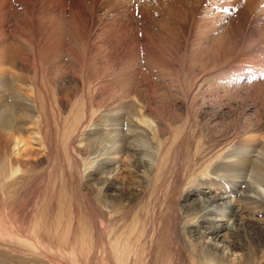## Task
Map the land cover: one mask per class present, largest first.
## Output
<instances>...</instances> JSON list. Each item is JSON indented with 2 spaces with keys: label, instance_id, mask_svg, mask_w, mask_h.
Masks as SVG:
<instances>
[{
  "label": "rangeland",
  "instance_id": "1",
  "mask_svg": "<svg viewBox=\"0 0 264 264\" xmlns=\"http://www.w3.org/2000/svg\"><path fill=\"white\" fill-rule=\"evenodd\" d=\"M130 101L156 127L142 143L145 160L161 156L149 182L118 145H133ZM10 121L32 151L21 165L5 159ZM116 124L117 140L106 134ZM248 133L264 136V0H0V166L15 171L0 186V264H115L121 232L138 264L202 259V205L187 184L195 148L241 150ZM98 155L95 170L108 169L85 171ZM210 183L191 193L230 188ZM234 206L241 237L221 263L264 264V214Z\"/></svg>",
  "mask_w": 264,
  "mask_h": 264
},
{
  "label": "bare ground",
  "instance_id": "2",
  "mask_svg": "<svg viewBox=\"0 0 264 264\" xmlns=\"http://www.w3.org/2000/svg\"><path fill=\"white\" fill-rule=\"evenodd\" d=\"M23 99L26 98L23 96ZM130 103L136 107L137 110L135 112L137 113H132L133 115L130 116L132 120L131 124H127V132H129L131 135L133 134V136L135 135V138L133 137V140L131 139L133 141V145L130 142H122L118 145H121L128 151L131 157L130 161L132 163V167H135V165L138 167V169L139 167L143 168L145 165L148 167V169H139V171L142 173L145 180L149 182L151 180V175L161 166L159 160L161 156L159 157L158 152V158L156 156V158L153 160H145L144 157H147L148 154L142 155V151L145 150L144 145H146V148L148 149V146L151 144L153 145L154 140L156 141V127L153 125L152 120L146 115V113L142 112V108L139 109L140 105L138 103L135 101H130ZM122 125L123 124H116V129L114 128V130H107L106 134H112L115 140H117V138L121 135L124 137L126 134L121 128ZM88 126L90 128V125ZM118 126H120V128ZM13 129L14 123L12 121L6 122L5 130L9 132L7 137H9L12 141L11 144H13L12 148L15 154V160L13 158L10 160L8 155V157L6 156L5 159H8L9 162L11 161L12 163L15 161V165H21L23 163V159L32 153V151L28 149V140L25 139L23 135H20L19 131H13ZM20 130L21 132L24 131L23 128ZM253 131L258 132L256 130ZM137 135L139 137H137ZM254 136L257 135L250 136L248 133L247 137L241 139L242 141L238 145L241 146V150H238L233 146H225L217 151L214 150L213 153L207 154V150H205L206 143H199L195 148V157L198 158V163L191 171V180H188L187 183L190 191L189 194H191L189 199L195 197H200L201 199H197L199 204L202 205V214L198 215V222L201 223L202 230L200 229L201 231L199 230L198 234L200 237L203 236L204 238H207L208 242L207 254H205L202 259L193 257L191 264H224V262H221L224 260L226 261L227 259L225 257V251L231 245L236 244L234 239L239 238L240 236L239 230L243 220L241 213L242 211L241 209H237V207L234 206L235 202L243 204V208L251 207V209H256L258 212L264 214V196L262 194V192H264V136L260 138H256ZM142 143L144 144L143 147ZM127 144L131 145L127 147ZM138 147H142V150L137 149ZM113 150V153L121 152V148L117 147L116 143L114 144ZM200 156L201 159H199ZM100 157L101 156L98 155L96 160H88L86 165L84 164L86 167L85 171L88 169H93L92 171H94L97 175H101L105 170H107L110 166V163L113 162L112 160L106 161L100 168L97 167L95 170L99 161L98 158L100 159ZM6 163L7 161H5L3 166H0V186L2 188L6 187L9 182L8 178L15 173L13 168L14 165L12 167L11 164V167H7ZM244 170L245 174L243 173ZM219 172H221V174H218ZM247 178H249V181ZM108 179L109 178H107L105 182H107ZM208 181H211L212 183L210 184L212 185L227 183L230 188L226 192L227 194L216 192L208 199H205L204 197L210 195V193L205 196L200 195L204 193H202L203 190L199 188H201L203 183ZM194 185H196L195 190H198V193L200 194L196 192L191 193ZM247 190L249 192H246ZM232 197H236V200H233ZM205 204H208V206H205ZM219 212L224 217L226 216L229 218L227 224L223 223V219L217 216ZM185 220L184 227L190 226L188 220ZM126 235L127 232H121L120 235L116 236V239H114L115 236L110 237V261L113 260L115 264H138V262L141 260L139 259L137 244L131 243L130 238H122V236ZM220 239L221 241H219ZM136 241L137 243L139 242V240ZM240 241H242V239ZM40 242L45 245V243L42 241ZM25 243L26 242L23 244ZM221 243L222 245H220ZM66 253V250L62 247L57 248V255L62 259L65 258ZM105 254L106 250L101 251V255ZM70 255H73L72 257L76 258L74 257L73 253L68 254L67 256Z\"/></svg>",
  "mask_w": 264,
  "mask_h": 264
}]
</instances>
